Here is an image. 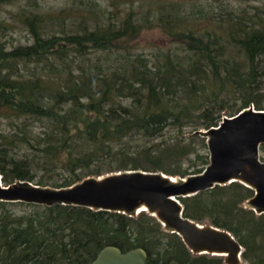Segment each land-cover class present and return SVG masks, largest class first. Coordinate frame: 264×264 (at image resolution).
I'll return each mask as SVG.
<instances>
[{
    "label": "trees",
    "instance_id": "16d2710c",
    "mask_svg": "<svg viewBox=\"0 0 264 264\" xmlns=\"http://www.w3.org/2000/svg\"><path fill=\"white\" fill-rule=\"evenodd\" d=\"M71 1L45 9L38 0H0V6H16L12 17L31 40L7 48L3 37L11 27L0 20V116L11 126L0 133L3 183L20 179L63 187L126 169L185 176L189 169L176 159L188 156L198 141L206 145L200 136L183 137L184 128L217 126L223 111L232 116L250 104L264 108L253 88L255 60L264 55V12L241 18L224 6L217 14L160 0H125L127 9ZM156 28L186 55L170 49L159 53L163 61L152 67L140 54L131 58L132 43ZM32 63L33 68L19 67ZM232 96L241 99L234 109ZM168 127L178 135L163 138ZM157 136L165 141L152 143L153 150L175 161L151 158L144 148L129 154L134 146L128 138ZM196 156L208 164V155ZM105 157L117 158V166L105 169ZM253 193L235 181L179 201L185 217L231 232L246 264H264V213L243 207ZM107 245L122 252L141 247L146 264H224L221 256L192 254L144 211L130 217L0 201V264H90Z\"/></svg>",
    "mask_w": 264,
    "mask_h": 264
},
{
    "label": "water",
    "instance_id": "95a60500",
    "mask_svg": "<svg viewBox=\"0 0 264 264\" xmlns=\"http://www.w3.org/2000/svg\"><path fill=\"white\" fill-rule=\"evenodd\" d=\"M189 136L205 139L208 164L199 173L171 176L162 171L126 169L89 175L69 186L52 187L15 179L9 184L0 175V201L43 206L72 205L94 211H111L133 217L144 211L162 229L177 234L192 254L221 256L224 264H242V245L228 230L199 223L183 214L179 197L240 182L253 190L243 207L264 213V109L251 106L232 116H223L217 126L197 129ZM141 248L122 252L107 245L90 264H146Z\"/></svg>",
    "mask_w": 264,
    "mask_h": 264
},
{
    "label": "rangeland",
    "instance_id": "374dc122",
    "mask_svg": "<svg viewBox=\"0 0 264 264\" xmlns=\"http://www.w3.org/2000/svg\"><path fill=\"white\" fill-rule=\"evenodd\" d=\"M41 3V7L48 9V8H59L63 5L69 3L71 0H38ZM74 0L71 1L73 3ZM125 0H96L98 4H100L102 7H108L111 8L110 5H115L118 7H121L123 9H127L130 6L127 4H123ZM155 1V0H153ZM150 2V3H153ZM163 2H173L176 4H182L185 5L186 8H191L192 5H196L199 7L200 10L205 13L206 11L210 12L213 11L214 13H219L221 11V7H226L229 11H234V13L241 18L244 16H249L256 13H263L264 12V0H160ZM120 2L121 4H119ZM148 3V2H147ZM222 5V6H221ZM137 6V5H135ZM145 6H148L146 4ZM78 7L77 4L74 8ZM223 7V8H224ZM222 8V9H223ZM117 9V8H116ZM16 11V6L14 4H6L0 6V20L4 19L7 24L11 27L8 28V30L4 34V40L7 42V48H11L12 46H16L18 44H27L31 42L30 37L27 35V33L22 29L21 25L15 21V19L12 17V13ZM205 16V15H204ZM264 18V13H263ZM202 25H205V20L202 19ZM170 49H174L177 54L180 55H186L184 50L177 44L170 41V37L163 34L160 29L156 28L155 30L145 31L137 40H135L131 47L129 48V52L132 54L131 58L134 57L136 54H140L143 59L148 60L147 65L149 67H152V65H158L162 63L163 57L158 56L159 53L167 52ZM184 52V53H183ZM237 54L235 57L236 61H243V57L238 56ZM159 57V59H157ZM258 62V75H256V81L253 83V88L257 91L258 94H261V102L264 107V55L260 58H257L255 62ZM22 69L27 68H33L34 65L29 64L28 67L23 68L19 66ZM25 71V70H24ZM26 72V71H25ZM241 104V99L238 96H232L229 100V106L234 108H237ZM249 106H253V104H250ZM264 109V108H263ZM223 116H228L229 114H225L224 111L222 112L221 119ZM11 129V126L9 124V120L6 119L3 116H0V133H6ZM204 129V128H199ZM39 130L38 126L33 127V131L37 132ZM192 130L191 127H186L183 130V137L188 138L191 137L189 134ZM197 130V129H196ZM178 129L174 127H168L165 132L163 133V138L168 139L171 137H175L177 134ZM193 132V131H192ZM128 141L134 146L131 147V150H129L130 155H135L137 152L136 149L140 151L144 150L151 158L158 157L160 160L164 162L169 161H175L172 159H167L160 154L163 151H156L153 150V147H151L152 143L159 142V144L163 143L165 140H162V136H157L156 138L150 140V139H138L135 137L128 138ZM133 140V141H132ZM162 140V141H161ZM206 145V144H205ZM195 150L193 149L192 152L188 156H181L178 157L176 160L178 163L181 164L182 168L189 169V174L194 173L197 169L203 168L205 165L200 163V159L197 158L196 154H206L208 155L207 147L205 148L202 146V143L200 141L197 142L195 145ZM187 148H190L187 145ZM145 152H141L142 156L145 159ZM261 158L264 160V151H260ZM116 157V156H115ZM113 161L108 160L106 157L103 158L104 161V168L109 169L110 166H117V158L112 157ZM112 163V164H108ZM174 164V163H173ZM41 172H38L37 178L41 175ZM62 174V173H61ZM1 175V174H0ZM178 176V175H177ZM60 177V176H59ZM58 178V177H57ZM242 264H246L242 260Z\"/></svg>",
    "mask_w": 264,
    "mask_h": 264
}]
</instances>
